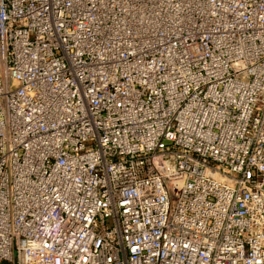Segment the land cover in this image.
I'll return each mask as SVG.
<instances>
[{"label":"built area","instance_id":"obj_1","mask_svg":"<svg viewBox=\"0 0 264 264\" xmlns=\"http://www.w3.org/2000/svg\"><path fill=\"white\" fill-rule=\"evenodd\" d=\"M264 264V0H0V264Z\"/></svg>","mask_w":264,"mask_h":264},{"label":"rangeland","instance_id":"obj_2","mask_svg":"<svg viewBox=\"0 0 264 264\" xmlns=\"http://www.w3.org/2000/svg\"><path fill=\"white\" fill-rule=\"evenodd\" d=\"M2 264H8L7 262H4V263H2Z\"/></svg>","mask_w":264,"mask_h":264}]
</instances>
